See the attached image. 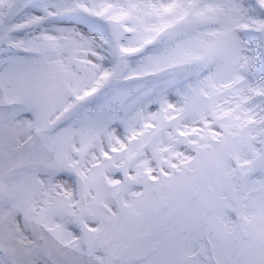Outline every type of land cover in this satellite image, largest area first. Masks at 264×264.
<instances>
[{
	"label": "snow or ice",
	"instance_id": "snow-or-ice-1",
	"mask_svg": "<svg viewBox=\"0 0 264 264\" xmlns=\"http://www.w3.org/2000/svg\"><path fill=\"white\" fill-rule=\"evenodd\" d=\"M0 264H264V0H0Z\"/></svg>",
	"mask_w": 264,
	"mask_h": 264
}]
</instances>
